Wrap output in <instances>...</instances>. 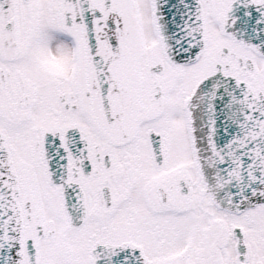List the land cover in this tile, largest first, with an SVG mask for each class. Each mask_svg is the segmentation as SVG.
I'll use <instances>...</instances> for the list:
<instances>
[{"label": "snow or ice", "instance_id": "1", "mask_svg": "<svg viewBox=\"0 0 264 264\" xmlns=\"http://www.w3.org/2000/svg\"><path fill=\"white\" fill-rule=\"evenodd\" d=\"M0 264H264V0H0Z\"/></svg>", "mask_w": 264, "mask_h": 264}]
</instances>
